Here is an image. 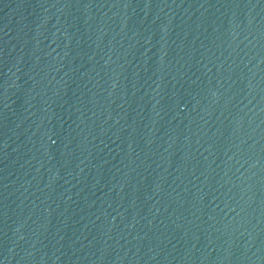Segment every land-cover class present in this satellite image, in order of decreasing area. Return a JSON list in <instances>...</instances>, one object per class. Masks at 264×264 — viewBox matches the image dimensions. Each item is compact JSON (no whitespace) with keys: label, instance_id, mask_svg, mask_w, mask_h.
<instances>
[{"label":"water","instance_id":"obj_1","mask_svg":"<svg viewBox=\"0 0 264 264\" xmlns=\"http://www.w3.org/2000/svg\"><path fill=\"white\" fill-rule=\"evenodd\" d=\"M0 264H264V0H0Z\"/></svg>","mask_w":264,"mask_h":264}]
</instances>
